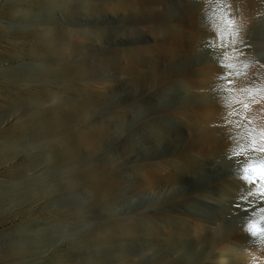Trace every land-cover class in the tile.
<instances>
[{"label":"rangeland","instance_id":"obj_1","mask_svg":"<svg viewBox=\"0 0 264 264\" xmlns=\"http://www.w3.org/2000/svg\"><path fill=\"white\" fill-rule=\"evenodd\" d=\"M194 2L151 23L84 20L80 0H0V264H113L97 249L110 218L95 199L104 177L85 166L129 129L174 134L185 121L187 149L210 154L239 134L238 115L216 123L227 97H253L254 67L236 49L255 12L247 0ZM119 35L131 42L108 41ZM136 101L148 118H125Z\"/></svg>","mask_w":264,"mask_h":264},{"label":"bare ground","instance_id":"obj_2","mask_svg":"<svg viewBox=\"0 0 264 264\" xmlns=\"http://www.w3.org/2000/svg\"><path fill=\"white\" fill-rule=\"evenodd\" d=\"M247 1L255 12V23L252 35L237 45L236 52L239 63L251 61L254 67L250 76L253 97L226 98L216 125L228 123L236 115L241 119L239 134L225 143L226 148L219 154L197 151V146L189 151L181 136L188 138L193 130L185 121L181 133L173 134L162 127L156 135L141 123L126 136L116 138L114 145L95 151L89 167L86 164L91 175L98 171L104 177L95 188V199L105 203L101 207L110 218L108 233L98 234L97 249L111 263L264 264V236L248 231L250 223L264 220L261 182L243 178L244 167L264 160V152L259 151L264 146V0ZM194 3L80 0L82 12L75 14L84 20L108 14L115 18L138 15L141 21L153 23L177 16L181 7ZM111 40L131 42L126 35L112 36ZM78 61L82 67V58L75 59L74 65ZM105 66L101 65L98 74L106 82L103 92L110 96L113 87L104 75ZM92 74L98 75L96 70ZM86 77L92 90L93 78ZM149 108L136 101L125 118L133 120L141 109L142 116L148 118ZM207 111L213 113L211 108ZM252 138L255 145L250 144Z\"/></svg>","mask_w":264,"mask_h":264},{"label":"snow or ice","instance_id":"obj_3","mask_svg":"<svg viewBox=\"0 0 264 264\" xmlns=\"http://www.w3.org/2000/svg\"><path fill=\"white\" fill-rule=\"evenodd\" d=\"M226 22L232 23L231 21ZM249 94L252 95L251 92H249ZM245 107H248V105H245ZM250 144L255 145L256 140L254 138L250 139ZM253 150L256 149L254 148ZM259 151L264 152V146H261ZM243 178L248 182H255L257 179H259L261 182L259 191L262 195H264V160H257L256 162L250 163L248 166L244 167ZM248 231L257 237L264 236V220L250 223L248 225Z\"/></svg>","mask_w":264,"mask_h":264}]
</instances>
